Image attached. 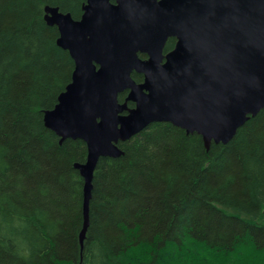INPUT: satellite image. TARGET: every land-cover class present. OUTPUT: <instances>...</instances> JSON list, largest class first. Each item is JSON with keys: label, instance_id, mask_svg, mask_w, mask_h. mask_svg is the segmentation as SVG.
<instances>
[{"label": "trees", "instance_id": "16d2710c", "mask_svg": "<svg viewBox=\"0 0 264 264\" xmlns=\"http://www.w3.org/2000/svg\"><path fill=\"white\" fill-rule=\"evenodd\" d=\"M85 3L0 0V264H193L190 255L199 264L222 253L228 264H264V109L209 150L170 123L120 143L123 156L96 168L81 246L84 180L74 166L87 146L61 144L44 123L75 66L45 9L79 20Z\"/></svg>", "mask_w": 264, "mask_h": 264}, {"label": "water", "instance_id": "95a60500", "mask_svg": "<svg viewBox=\"0 0 264 264\" xmlns=\"http://www.w3.org/2000/svg\"><path fill=\"white\" fill-rule=\"evenodd\" d=\"M82 11L75 20L45 9L75 68L44 121L61 142L87 146L86 163L74 166L86 181L85 232L94 169L100 157L123 155L119 142L166 121L209 150L264 109V0H86ZM169 38L177 43L164 55Z\"/></svg>", "mask_w": 264, "mask_h": 264}, {"label": "bare ground", "instance_id": "6f19581e", "mask_svg": "<svg viewBox=\"0 0 264 264\" xmlns=\"http://www.w3.org/2000/svg\"><path fill=\"white\" fill-rule=\"evenodd\" d=\"M46 8H48V7H46ZM51 8V7H50ZM58 9V8H57ZM124 92H128V95H127V97L129 96V94H130V91H124ZM124 92H122V93H124ZM122 93H121V95H122ZM120 96V95H119ZM127 99V98H126ZM126 102V101H125ZM124 102V103H125ZM129 103V102H128ZM128 103H127V106H128ZM132 103V102H131ZM134 104V103H133ZM128 108H129V106H128ZM129 109H131V108H129ZM44 123H45V121H44ZM157 123H170V124H172V125H174L172 122H166V121H163V122H157ZM152 124H155V123H150L147 127H149L150 125H152ZM174 126H176V125H174ZM147 127H145L142 131H144ZM176 127H178V126H176ZM178 128H181V127H178ZM181 129H183V128H181ZM183 130H185V129H183ZM51 131V130H50ZM141 131V132H142ZM186 131V130H185ZM140 132V133H141ZM186 133L188 134V135H191V133H188L187 131H186ZM195 134V133H194ZM137 135V134H136ZM136 135H134V136H136ZM134 136H132V137H134ZM131 137V138H132ZM60 138V137H59ZM131 138H129L128 140H130ZM60 140H61V138H60ZM61 142V141H60ZM204 142V141H203ZM231 142V141H230ZM229 142V143H230ZM63 142H61V144H62ZM120 143H124V142H119V144ZM119 144H118V147H119ZM120 148V147H119ZM122 151V150H121ZM123 152V151H122ZM123 156V155H122ZM101 158H111V157H100V159L98 160V162H97V164H96V167H95V169H94V172H93V176L91 177V194H90V201H91V199H92V191H93V180H94V175H95V171H96V168H97V166H98V163H99V161L101 160ZM114 159H116V158H114ZM86 161H87V159H86ZM86 163V162H85ZM84 163V164H85ZM77 164H79V163H77ZM82 177V176H81ZM82 179H83V177H82ZM84 180V179H83ZM85 184H86V181L84 180V187H85ZM85 195H86V190H85V188H84V200H83V215H84V201H85ZM84 224V223H83ZM13 227V226H12ZM89 227H90V202H89V226H88V228L86 229V231L84 232V229H85V227H84V225H83V228H82V231H81V233H80V244H81V246L82 247H84V244H85V240H86V237H87V232H88V230H89ZM13 230H14V228H13ZM85 235V237H84V239H83V241H82V237ZM194 240V239H193ZM197 242V241H196ZM193 243H194V241H193ZM195 245V244H194ZM197 245H199V243L197 244ZM228 254V253H227ZM222 256H220L219 258H221ZM218 258V259H219Z\"/></svg>", "mask_w": 264, "mask_h": 264}, {"label": "rangeland", "instance_id": "374dc122", "mask_svg": "<svg viewBox=\"0 0 264 264\" xmlns=\"http://www.w3.org/2000/svg\"><path fill=\"white\" fill-rule=\"evenodd\" d=\"M147 252H148V250H147ZM199 252L200 251H196V254H199ZM142 253H144V252H142ZM142 253H138L137 255H136V258H138V260H140V259H144L143 257H142ZM178 253V252H177ZM206 253V252H205ZM176 254L174 253V256H175ZM183 255V254H182ZM220 256H222L221 258H219ZM142 257V258H141ZM165 258H167V257H165ZM192 258V256L190 255L189 256V260H191L192 261V263L193 264H195V261H194V259H191ZM219 258V259H218ZM230 258H232V255H229V256H227V255H225L224 253H222V254H220V255H217V254H215V255H209V254H207V255H204V256H202L201 258H200V260H199V264H228V263H230L231 262V260H230ZM180 260H182L183 262H184V264H187V261L188 260H186L185 258H181ZM163 263V262H162ZM190 264V263H189Z\"/></svg>", "mask_w": 264, "mask_h": 264}, {"label": "flooded vegetation", "instance_id": "af4514ba", "mask_svg": "<svg viewBox=\"0 0 264 264\" xmlns=\"http://www.w3.org/2000/svg\"><path fill=\"white\" fill-rule=\"evenodd\" d=\"M176 43H177V39L176 38H169L167 43H166V46H165V49H164V55H167L168 53L172 52L176 46ZM168 46H170V50H167ZM142 56V59H147V56L146 55H141ZM142 77V81L144 80V77L143 75H140ZM128 95V92H124ZM123 94V93H122ZM121 95V94H120ZM127 98V97H126ZM126 101V100H125ZM124 103V102H123ZM131 103V102H129ZM128 103V105H129ZM133 104V103H132ZM134 105V104H133ZM135 107V105H134ZM133 107V108H134Z\"/></svg>", "mask_w": 264, "mask_h": 264}]
</instances>
